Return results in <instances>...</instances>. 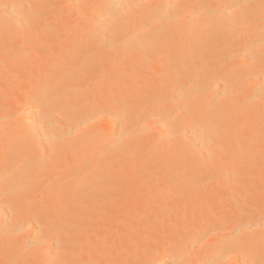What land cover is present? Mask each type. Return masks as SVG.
<instances>
[{"label":"bare ground","instance_id":"bare-ground-1","mask_svg":"<svg viewBox=\"0 0 264 264\" xmlns=\"http://www.w3.org/2000/svg\"><path fill=\"white\" fill-rule=\"evenodd\" d=\"M0 264H264V0H0Z\"/></svg>","mask_w":264,"mask_h":264}]
</instances>
